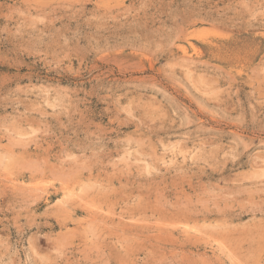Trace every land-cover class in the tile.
I'll use <instances>...</instances> for the list:
<instances>
[{"label": "rangeland", "instance_id": "obj_1", "mask_svg": "<svg viewBox=\"0 0 264 264\" xmlns=\"http://www.w3.org/2000/svg\"><path fill=\"white\" fill-rule=\"evenodd\" d=\"M0 264H264V0H0Z\"/></svg>", "mask_w": 264, "mask_h": 264}, {"label": "bare ground", "instance_id": "obj_2", "mask_svg": "<svg viewBox=\"0 0 264 264\" xmlns=\"http://www.w3.org/2000/svg\"><path fill=\"white\" fill-rule=\"evenodd\" d=\"M216 241V240H215Z\"/></svg>", "mask_w": 264, "mask_h": 264}]
</instances>
